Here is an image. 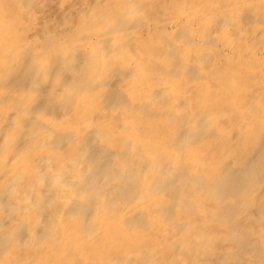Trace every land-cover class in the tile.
<instances>
[{
    "label": "bare ground",
    "instance_id": "6f19581e",
    "mask_svg": "<svg viewBox=\"0 0 264 264\" xmlns=\"http://www.w3.org/2000/svg\"><path fill=\"white\" fill-rule=\"evenodd\" d=\"M0 264H264V0H0Z\"/></svg>",
    "mask_w": 264,
    "mask_h": 264
}]
</instances>
